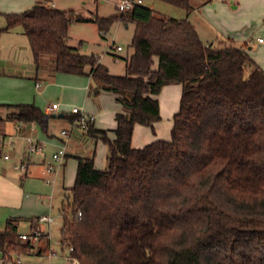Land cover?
Wrapping results in <instances>:
<instances>
[{"label": "trees", "instance_id": "obj_1", "mask_svg": "<svg viewBox=\"0 0 264 264\" xmlns=\"http://www.w3.org/2000/svg\"><path fill=\"white\" fill-rule=\"evenodd\" d=\"M159 1L193 9L192 0ZM50 3L5 14L0 33L21 27L37 66L50 56L55 72L92 76L124 107L114 139L94 124L87 131L107 143L109 165L77 157L62 246L79 264H264V70L232 40L204 43L187 18L142 3L119 16L75 18L105 33L118 20L135 24L126 75H113L98 56L67 44L74 18ZM172 83L182 96L171 139L133 147L137 124L161 120L156 96ZM7 105L13 120L48 133L53 115L34 103ZM16 234L10 219L0 231L4 263Z\"/></svg>", "mask_w": 264, "mask_h": 264}, {"label": "rangeland", "instance_id": "obj_2", "mask_svg": "<svg viewBox=\"0 0 264 264\" xmlns=\"http://www.w3.org/2000/svg\"><path fill=\"white\" fill-rule=\"evenodd\" d=\"M122 0H51V5L55 3L56 9L69 10L70 16L74 20L70 24L69 36L67 38V44L71 47L78 48L80 53L84 55H96L99 57L100 62L105 65L109 72L113 75L123 76L126 75L125 60L130 57L134 52L132 47V39L135 32V24L132 22H125L118 20L110 29L107 31V35H103L99 30L97 23L92 21H79L76 17H84L87 19L95 17H110L119 16L122 12L119 10V4ZM144 5L149 7L153 2L156 10L163 16H171L174 18L181 19V17L189 14L187 10L165 3L163 1L143 0ZM204 3L200 9L195 11L191 10L189 14L190 22L199 31L202 39L206 42L209 41L217 43L219 40H229L225 34V29L231 27L236 28L237 25L246 24L243 29L247 31L244 36H235L232 40L233 44L238 47H244L247 51H250V46L256 47L258 45V38L264 39V34L261 29V25L264 23V14L260 15L262 9L258 8L263 5L264 0H240L242 8L238 11H232L223 4L224 0H196ZM194 3L195 0H192ZM258 4V6H256ZM226 9V10H225ZM255 20V21H254ZM256 23L258 25H256ZM223 27V28H221ZM197 31V32H198ZM223 33V34H222ZM246 35V36H245ZM226 37V38H225ZM249 43H248V42ZM248 43V44H246ZM250 44V45H249ZM112 45L122 46L123 51L116 52L115 48H111ZM251 52V51H250ZM251 57V56H250ZM252 58V57H251ZM88 69V68H87ZM41 70L46 71L52 80V75L56 74V78L50 82L44 77L41 79L42 82V94L37 95L38 102L35 104L42 108L46 113L47 100L55 99L60 105L63 104L61 92H63L64 98L69 99V108L74 107V96L67 92L73 90L68 89V85H72L71 82L65 78H85L91 85V91L89 94L90 105L92 108L105 109V112L101 113L98 120L102 119V124L98 125L97 129H102L107 132V136L110 139L115 138V132L113 127L116 125L114 107L118 106L120 112L124 111L123 104L118 99V94L112 91H107L102 88L101 82L91 77L89 80L88 75H73L63 74L54 72V67L50 65H42ZM74 76V77H71ZM77 76V77H75ZM81 76V77H80ZM23 84L27 91L31 94L35 93V80L26 78L14 79L12 81H3L0 79V103H11L12 100L18 96L19 89L16 85ZM173 86H178V90H175L171 95L170 99L167 98L166 91L162 93L161 105L162 114L161 120L154 124V127H148L143 125H137L135 130V138L133 145L143 143L148 138V142H144L142 146H133L135 148L144 147L153 141L163 139H171V130L174 124V115L179 111L180 100L182 96V85L179 83H172ZM169 85V84H168ZM167 90V89H166ZM101 95V99L97 97ZM50 96V97H49ZM175 101L177 109L173 112L172 103ZM17 104L19 102H12ZM0 104V105H2ZM80 106L81 104H77ZM67 107L66 105H63ZM161 108V107H160ZM58 113L54 112L53 114ZM85 113L89 116L86 110ZM96 121L97 117L94 116ZM37 125V124H36ZM72 126V122L68 118H58L49 127V134H52L51 138H57L63 128H69ZM37 131L31 135L41 143L43 139L47 141L48 133H45L39 125L36 126ZM135 129V128H134ZM74 139L77 142L79 151L77 157H94L95 166L100 170L108 169L109 148L105 141L101 138H96L87 133H82L79 127H75L72 132ZM41 136V137H40ZM12 146L6 145L3 153L9 154L11 147L17 143L16 138L13 140ZM56 144L58 141L55 140ZM47 143V142H46ZM57 146V145H56ZM58 147V146H57ZM49 148V149H48ZM47 146L44 148V152L47 154L46 161H50L55 148L53 146ZM58 148H56L57 150ZM10 155V154H9ZM77 157L69 156L65 163L53 174H45L44 178L39 175L37 179H34L36 185L28 186L26 193L29 195H36L35 205L25 212L29 217H38L42 215H48L53 217L54 221L51 224L39 223L44 232L49 233L50 241L46 249L43 248V252L38 254L39 248L42 246L41 241L47 237L44 235L40 240L32 242L33 248L27 250L28 253L21 251V246L27 241L20 239V234H29L33 232V228L30 223L26 221L19 222L18 235L13 236L12 240L14 244L10 245L9 253L10 259L7 263H4L3 253L0 251V264H74L70 257V250L67 247H63L61 244V228L63 227V207L67 205L69 200V188H71L76 179L78 159ZM32 180V179H31ZM71 202V199H70ZM51 251L53 253H51ZM32 253V254H31ZM20 260L21 263H17Z\"/></svg>", "mask_w": 264, "mask_h": 264}, {"label": "crops", "instance_id": "obj_3", "mask_svg": "<svg viewBox=\"0 0 264 264\" xmlns=\"http://www.w3.org/2000/svg\"><path fill=\"white\" fill-rule=\"evenodd\" d=\"M37 1L38 0H0V29H3L6 27V18L4 16L5 14L22 13L26 9L32 7ZM153 1H157V0H153ZM253 2H257V0H253ZM143 4H144V1H143ZM223 4L226 5L228 9L232 11H238L242 8V3L240 0H224ZM202 5H204V3L198 2L195 0V2L193 3L192 11H195L196 9H200ZM256 6H258V4ZM53 7L55 8V3H53ZM149 7L156 10L154 2ZM258 8L262 9V12L260 15H263L264 14V3L262 6ZM189 14L187 13V16L185 17L183 16L181 17V19L187 18L189 20ZM166 17H171V16H166ZM244 25L246 24L237 25L236 28L231 27L227 30L225 29L224 31L225 34L223 33L222 34L227 36L228 39L231 38L232 40H234L233 38L235 36H244V34L247 32L245 31V29H243ZM256 25L258 24L256 23ZM261 29L264 34V23L261 25ZM102 34L104 36L107 35V33L105 34L102 33ZM198 34L204 43H210L209 41L205 42L202 39L199 31H198ZM260 39H262L263 41L260 42ZM257 40H258V45L256 47L250 46L251 52L250 51L249 52L247 51V52L252 57V59L264 70V39L262 37H259ZM115 51L121 52L123 51V49L121 51H117V50ZM43 64H45L46 66L50 65V67L52 64L54 67V60L50 56H44L41 62V65L37 66L34 61V56L32 53L29 39L21 27H16L11 30L0 33V79H3V81H12L14 79H19V78L22 80L26 78H30V79L32 78L35 80V86H34L35 93L34 94H31V92L27 91L25 87L21 86L23 82H21L19 86L16 85L19 89V94L12 100V102L34 103V104L35 102L36 103L38 102L37 95L43 93L42 92L43 85H42L41 79L46 77L48 81L51 78L48 74H46V71L41 70ZM88 70L89 68L86 69V71ZM55 76L56 74L52 75L53 78L57 79ZM71 77H74V76H71ZM88 77L90 80L92 76H88ZM53 78L52 80H50L49 83H51L54 80ZM65 79L71 82L72 84V85H68L67 87H69L68 89H71L73 91L67 92V94L70 93L72 96H74V101H73L74 107L78 106L77 104H81L80 106L84 107V109L89 114H92V116H96L97 121L95 119L94 127L97 128L98 125L102 124V119L98 120V118L101 116L102 112L104 114L105 109L103 111V109L100 110V109L91 107L89 103L90 101L89 94L91 91V85L88 83V81L85 78L80 79L77 77V78H65ZM37 83H40V86H38ZM177 87L178 86H173V84L165 85L162 88L161 92L156 96L159 99V102L161 101L163 97L162 93L164 94V92L166 91V93L168 94L167 98L170 99V95L175 90H178ZM61 97L63 99L60 102L63 104H61L60 109L56 111L58 113L52 114L53 118L51 120V124L54 122V120L58 118H68L70 120L72 116V109L69 108L70 104L68 103L69 99L64 98L63 92H61ZM97 98L101 99V95H99ZM12 102L3 103V104L0 103L2 104L0 105V138L3 140V143L0 142V231L5 230L8 224V220L12 219L14 220V224L17 226V233L19 230V222L26 221V220H28L27 222L30 223V226L33 228V230L38 229L44 232L41 228V225L37 221V219L41 216L32 218V217L25 215L27 214L25 212H28V209L35 205V200L33 198L36 197L35 194L29 195L28 193H26V189H27V185L28 186L36 185V183H34L33 181L34 179H37L39 175H41L44 178V175L47 174L46 166L51 160L46 161L47 154L44 151L40 154H30L29 153L28 144L26 142V137L34 135L32 132V129L36 125V123L22 124V123H18L17 121L13 120L10 116H11V113L14 112V109L7 105V104H14ZM47 102L48 104H47L46 109L52 103H56L57 101L55 99H50V100L48 99ZM63 105H66L67 107ZM160 107H161V114H162L161 102H160ZM177 108L178 107L174 101L172 103L173 112H175ZM118 113H121L120 108L118 106H115L114 107L115 116ZM115 126L113 127V130L115 129ZM136 126L133 132L132 145H133V141L135 138ZM75 127H78V126H75L74 123H72L71 127L63 128L62 131L67 130L68 137H65L61 131L58 137L54 138L55 140L58 141V144H56L55 140L51 138L54 135L49 134V133L47 134V136L49 137L47 138V141L43 139V142L42 143L40 142V143L43 145L44 148L46 146L47 148L48 146H53L56 152L59 149V147L66 142L67 143L66 160L69 156L77 157L76 152H78L80 149L77 146V142L74 139V136L72 134L73 129ZM84 132L85 131L82 130V133ZM15 138L17 140V143L15 146L11 147V149H8L9 154H10V159L7 160L4 157L5 153H3V150L5 147H7L6 145L8 144V141L11 139L13 142ZM144 142L147 143L148 138H146L143 141V143L133 145V146L135 147L142 146ZM10 146H12V144ZM56 148L58 149L56 150ZM20 163H25V166H26L25 171H21L18 168ZM49 241L50 240H46V238H44L41 241L42 246L39 248L38 254H41L43 252L42 251L43 248L46 249L48 247Z\"/></svg>", "mask_w": 264, "mask_h": 264}, {"label": "built area", "instance_id": "obj_4", "mask_svg": "<svg viewBox=\"0 0 264 264\" xmlns=\"http://www.w3.org/2000/svg\"><path fill=\"white\" fill-rule=\"evenodd\" d=\"M143 0H122L121 3L119 4V10L121 12L127 11L132 9L135 5L137 4H142ZM102 33L105 34L104 31H102ZM263 40L260 39V42H262ZM111 48H115V50L117 51H121L123 48L122 46H117L115 47V45H112ZM38 86H40V83H37ZM60 109V104L59 103H52L48 108H47V114L48 115H52L54 112L58 111ZM72 113L74 115H76L75 121L73 122L75 126L80 127L82 130H84L85 132H87L90 128V126L92 124H94L95 122V117L94 116H89L85 113V109L82 106H75L72 108ZM37 125H35L32 129V132H36ZM62 134L65 137H68V133L67 130H63ZM0 142L3 143V140L0 138ZM26 142L28 144V151L30 154H40L44 151V147L43 145L40 143L39 140L35 139L33 136H28L26 137ZM12 140L10 139L8 141V144H12ZM66 154H67V143L65 142L64 144H62L59 149L53 153L52 157H51V161L47 164L46 166V172L49 174H53L56 173L57 170L65 163L66 160ZM5 159H10V155L6 154L4 155ZM18 168L21 171H25L26 170V166L25 163H20V165L18 166ZM37 221L39 223H48L51 224L53 223L54 219L51 216L48 215H44L41 216L37 219ZM46 236L48 240H50V236L49 233H42L40 230L36 229L33 230V232L29 233V234H20V239L25 240V241H31V242H35L41 239L42 236ZM70 250V257L69 259L72 260L74 262V264H79V261L77 259H74L71 255V253L73 252V247L69 248ZM53 253V252H52ZM21 261L18 260L17 263H20Z\"/></svg>", "mask_w": 264, "mask_h": 264}]
</instances>
